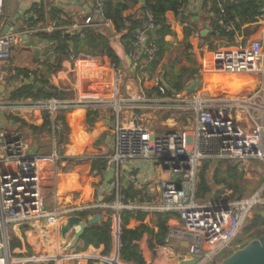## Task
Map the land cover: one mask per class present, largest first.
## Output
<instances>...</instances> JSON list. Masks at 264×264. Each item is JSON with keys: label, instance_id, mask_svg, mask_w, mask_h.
Instances as JSON below:
<instances>
[{"label": "built area", "instance_id": "1", "mask_svg": "<svg viewBox=\"0 0 264 264\" xmlns=\"http://www.w3.org/2000/svg\"><path fill=\"white\" fill-rule=\"evenodd\" d=\"M91 1L94 2L92 13L82 24H76L68 28V31L80 32L90 26H112L104 18L103 0ZM217 1L223 12L224 0ZM4 10L5 0H0V24ZM138 16L140 9L134 13L133 18ZM148 16L149 22L139 30L132 43L139 49L132 68L139 81H153L161 95L136 93L123 97L116 94L111 99L82 98L76 101H63L58 97L20 100L7 97L0 100V112H5L8 119L7 123L0 122V264H27L38 259L36 256L20 257L14 253L15 250L11 248L13 227L38 220L52 225L58 223L60 216L69 218L90 208L110 209L113 217H119L124 210L171 213V221L176 219L177 223L171 222L168 226L165 246L170 247L174 240L184 242L186 246L177 258L180 261L198 258L196 264H217L223 252L241 247L235 245L234 241L252 217L254 208L264 204L263 189L246 198L225 201L198 196V184L204 163L264 162V39H253L243 47L219 48L212 54L211 65L202 66L200 70L201 78L209 81L222 74H263L255 87L245 95L226 99L207 95L200 88L203 81L197 84L194 91H189L190 85H187L185 89L169 94L171 90L163 74L149 75L144 69L146 65L139 59L142 53H146L150 61L158 50L153 42L146 46L148 31L155 29L150 11ZM223 21L227 30L234 29V20ZM54 29L56 26L52 24L0 33V61H9L12 47L24 43L23 37L29 39L31 35ZM10 70L13 76L16 70L14 67ZM20 78L38 82L36 80L44 77L40 73L29 72ZM78 106L88 110L100 106L112 108L116 120L112 127L113 152L109 156L107 168L111 164H115V167L113 179L106 188L114 193V199L111 202L97 201L92 205H57L50 209L46 206L41 165L55 163L61 157L56 146L58 140L54 139L52 153H33L30 140L20 134L21 122L16 118L26 117L24 112L38 111L43 114L47 111L55 119L59 111ZM150 107L183 113L188 116V123L183 128L156 135L149 119L144 121L134 114L127 115L129 111ZM52 128L56 134L61 131V125L56 121ZM18 135L21 138L16 139ZM143 162H148L149 169L153 171V174L148 172L154 176L149 187L155 186L157 195L150 200L125 202L121 167L129 163L134 169ZM129 181L136 188H142L146 183L144 176L135 172L129 175ZM85 257L94 258V255L89 252ZM103 260L107 264L129 263L123 260L113 263V259L109 258Z\"/></svg>", "mask_w": 264, "mask_h": 264}, {"label": "crops", "instance_id": "2", "mask_svg": "<svg viewBox=\"0 0 264 264\" xmlns=\"http://www.w3.org/2000/svg\"><path fill=\"white\" fill-rule=\"evenodd\" d=\"M36 4L42 5L46 11V25H43L41 22H39L36 26L27 25L36 17L34 11L32 10V7H34ZM93 4L94 2L91 0H5L4 18L0 24V33H4L5 27L12 22L19 25L18 30L24 29L26 27L31 28L55 24L56 21L52 20L51 16L54 11L56 12V10L58 12V16L60 17L59 19H61L63 22H66V24L61 23L60 26L55 24L56 29L61 28L67 30L76 24H82L84 19L92 13L94 7ZM203 6L204 0H187L188 13L192 16V18L199 21L200 25L202 26V30L207 29L209 33L211 27L205 26V22L203 21V18L206 15ZM139 7V5H136L129 8L127 11H125V16H132L139 9ZM31 16H33L32 21H28L29 17ZM166 20L171 26L174 34L166 35L165 39L172 43L173 52L182 47L177 57L179 61L181 59H183V61H180L181 63L179 62V64H177L176 69L181 67H192L190 59L185 58L184 56H190L192 54V57L195 58V68H197L199 72V75L195 78H201L200 70L203 69L202 66L205 65L203 61H206L203 60L201 55H204V58L207 59V55L209 53L213 54L215 50L222 48V43H224V40H213L212 43L216 48L214 50H210L208 43L203 41L200 35L201 33L195 34L190 38L192 49L187 51L186 46L182 45V42L184 41V29L176 14L172 11H168L166 13ZM25 21H27V23H25ZM106 27L112 29V33L114 32L112 26ZM11 29L15 30L16 28L12 26L10 30ZM256 38L264 39V14L258 17L256 22L243 26L241 31L237 32L235 35L234 45L230 44V46L227 47H243L249 44L251 40ZM29 39H41L42 42L41 44L39 43L38 46L42 51L50 49L49 45L51 42L49 43L45 39L41 38L40 34L31 35ZM112 42L114 49L120 57L121 63L123 65L121 70L113 69L108 57H91L84 54L78 56V58H76L74 61L65 58L62 61L61 67L57 69H51L50 65L52 61L56 59L55 53L54 59L41 54L37 56L35 53L36 51L32 47L26 46L25 42L15 44V46H13L9 61L4 63L0 61V66H5L4 70H0V100H5L7 96L9 97L11 89L20 83L18 78H11L12 72L10 69L12 67L27 69L32 73H40L44 77L42 80L45 79L50 85L58 88L60 91L59 94L62 95V98L58 97L59 94L56 97L63 101H76L82 98L86 100L111 99L112 96H116V94H121L126 97L136 93H140L142 95H161L156 89L153 81L141 82L138 80L137 73L132 68V63L136 60V57L134 56L133 61L131 56H129L126 52L123 44L120 43L118 36H114ZM129 57L131 58L132 63H130ZM211 61L212 58L209 62ZM148 62L149 61L147 59L142 60V64L147 65ZM160 73L162 72L161 68L159 67L155 74L157 75ZM261 75L263 74H222L212 78V81L201 78L204 83L201 87H199L202 91H205L207 95L219 96L223 99H226L227 97L245 95L248 93L251 88L255 87ZM194 80L189 81L187 85H191ZM61 92H63V94ZM170 92L172 93V91ZM95 110H97L98 116L92 127H89L87 123L88 109H86L84 106H78L76 108H72L71 110H63L65 111V121L68 133H66L65 141L62 145L58 146V142H56V146L61 157L55 163L48 162L41 165L44 195L47 208L53 209L57 205L71 206L94 204H90L88 202V195L84 193V187L88 183V170L92 161L95 159L102 158L106 159L108 162L109 156L113 152L112 127L114 126L116 120L112 110L108 107L100 106ZM151 111L159 112L161 115L163 114L165 116L163 120H167V122L162 121V127L157 128L156 126V128H154L153 123L155 121L156 115ZM138 113L140 115H138ZM24 114L26 117H19V119H21L19 131H21V135L30 140L33 147V153L34 151L36 152L35 154L48 155L52 153L54 148V139L59 141L60 132H58V134L54 133L52 126L49 129H42V131L35 132L29 127V125L41 127L44 122L43 114L38 111L24 112ZM129 114H134L140 120L146 121L149 119L152 125L151 127L153 128V131L156 135H162L170 130H176L184 127L185 124H183L181 127H174V125H176V121L174 120L173 116L176 114L183 115L178 116L186 120L188 118V116L183 113L170 110H161L152 107L147 109H135L133 111H129L127 115L129 116ZM52 120L53 124L55 119ZM22 121L27 123V125H22ZM168 122L171 124L166 125ZM66 138H68L67 141ZM212 164L214 163H211L209 168ZM107 166L108 163L105 169L101 171L103 183L102 186L96 189L97 200H100V197L102 200H104L109 196V193H111V190H108L106 187L110 181H112L113 177L110 181H108L109 168H107ZM121 169L123 187L127 186L125 184V179H129V175L132 172H135L144 176L146 179L145 185L138 189H143L150 199L157 195L155 186L149 187V185L154 180V176H150L148 174V172L153 174L151 168L149 169L148 162L140 163L134 169L131 164L127 169L123 166ZM239 169L243 173V178L246 176L251 177L252 174L255 175L252 171L258 173L257 179H259V175L264 177V162L260 160H252L249 162L240 163ZM123 175H125V178H123ZM210 175L213 177V173ZM241 180L239 182L242 185ZM130 184L131 183L129 181V185ZM210 186L212 188L211 192H213L214 188L212 185ZM243 187L245 188V186ZM149 189H152V191L149 192ZM260 189H263L262 196L264 197V182L258 187L256 186V188L250 192V195ZM225 192V196H228L229 193L232 194L231 190H226ZM96 212H100L102 215V220H105L109 216L112 218V247L109 253L106 254L104 252V246H101L100 248H95L93 246L85 247L82 239L77 243L75 248L67 251V245L74 237L77 227L72 228L66 234V237H63L61 233L62 224L68 218L62 216L58 218V223L52 225L47 224L44 220H38L29 224L13 227V229H11L12 239L17 238L22 244L20 247L13 248L15 250L14 253L20 257L39 256L37 259L38 261L36 260L37 262H29L27 264L49 263L47 261L53 262V264H107L103 260L104 258H109L110 260L113 259V261L122 260L120 258V216L113 217V213L110 214L109 211L104 209H99ZM148 214L149 215L146 217L144 223L157 232L158 228L155 227L154 221L150 216L152 213ZM73 215L79 214L77 212ZM93 215H90L87 218H90ZM171 222L177 223V220L174 219L171 221L170 218L168 221V226ZM140 224V221L132 219L128 224V228L135 229ZM53 239H55V241ZM149 239V235L145 234L140 241V246L147 262L146 264H180L182 262L177 258L178 255L183 252V247L186 246L184 242L174 240L169 247L165 246V243L156 244V242L153 241L152 243H154L155 247L154 249H151L149 246ZM56 243L58 244V248ZM58 250H60L61 254H57ZM89 252L94 255V258L85 257V254ZM154 252H156L155 255Z\"/></svg>", "mask_w": 264, "mask_h": 264}, {"label": "trees", "instance_id": "3", "mask_svg": "<svg viewBox=\"0 0 264 264\" xmlns=\"http://www.w3.org/2000/svg\"><path fill=\"white\" fill-rule=\"evenodd\" d=\"M103 13L104 18L109 20L112 24L114 32L112 33L108 27L90 26L84 28L82 31H68L66 29L57 28L51 32H41L40 37L50 43L49 48L56 54L50 65L51 69H57L61 67L63 59H70L74 61L78 56L84 54L91 57H108L111 66L115 70H119L121 65V59L116 53L113 46L114 36H118L121 44H123L126 52L131 56L134 61V56L139 53V49L132 43L135 41L139 30L143 29L149 22L148 11L152 13L153 21L155 23L156 32L153 33V29L148 31V38L146 46H149L152 42L158 47L153 59H151L144 69L149 75H154L158 68H161L164 79L169 85L171 91L183 90L187 83L194 80L199 75L196 63L192 54L184 55L185 58H189L192 67H181L176 69L179 64L177 55L178 51L173 52L172 43L168 42L165 37L168 34H174L171 26L167 23L166 13L172 11L176 14L179 22L184 29V41L182 45L186 46V50H191L192 45L190 38L195 34L201 33L202 26L199 21L192 18L187 11V0H146L144 6L141 5L140 0H103ZM217 0H204L205 17L203 21L205 26H210L211 30L205 35H201L203 41L208 43L209 49L214 50L216 47L212 43L213 40H224L225 44H233L235 35L241 31V28L245 25L256 22L264 11V0H224L222 3V10L218 6ZM139 5L140 16L133 18L132 16H125V11L129 8ZM36 17L32 22L27 25L36 26L39 22L46 25V11L42 5L36 4L32 7ZM54 11L52 13V20L56 21V25L60 26L66 24ZM225 21L234 20V29L227 30L224 26ZM203 22V23H204ZM204 28V27H203ZM247 32V31H246ZM140 61L147 59L146 53H142ZM16 72L11 77L18 78L20 82L15 85L10 93V100H20L26 98L34 99H50L56 97L60 91L57 87L50 85L47 80H36L42 84L43 87H48L50 90L45 91L43 87L34 89L32 85H25V79H21L20 76H27L29 70L23 68L14 67ZM63 94V92H61ZM171 92H169L170 94ZM98 116L97 110L90 109L87 113V123L89 127L93 126L94 121ZM44 122L41 127H35L29 125L35 132L42 131V129H49L52 126L51 114L47 111L43 112ZM21 121V119L16 118ZM55 121L60 123L61 129H64L68 133L65 111L61 110L55 117ZM22 125H27L22 121ZM68 138H66V141ZM106 159H95L92 161L91 166L87 174V185L84 187V193L88 195L89 203H96L97 192L96 189L102 186V173L107 165ZM209 163H204L200 171V178L198 184V196L206 197L209 194V187L211 183L215 186L223 185V189H218L216 194L220 195L226 190H231L228 199L242 198L245 193V188L240 184V180L243 178V173L239 169V164L230 163L228 161H219L216 163L213 177L208 178ZM96 171V173H95ZM124 194V201L129 200H149L150 197L143 189L136 188L132 183L124 186L122 189ZM114 199V193H109V196L102 200L104 202H111ZM97 200V201H96ZM252 217L248 220L247 224L242 230V233L248 234L249 239H255L264 234V204L260 208H254ZM99 208H90L83 211H79L78 214L83 218H87L98 211ZM111 214L112 211L107 210ZM148 212L143 211H131L124 210L121 212V236H120V258L129 263L134 264H146L144 253L140 246V241L145 234L149 235V246L154 249L156 244H164L165 236L168 231V221L171 217V213L167 212H155L150 215L154 221L155 227L158 228L156 232L146 225L145 219L148 216ZM135 219L140 221V225L131 229L128 228L129 222ZM153 239V240H152ZM85 247L93 246L100 248L104 246V252L107 254L112 247V218L107 217L100 223H97L88 228L82 237ZM22 244L17 238H13L11 241V248L20 247ZM156 252H154L155 255ZM53 264V262H50Z\"/></svg>", "mask_w": 264, "mask_h": 264}, {"label": "water", "instance_id": "4", "mask_svg": "<svg viewBox=\"0 0 264 264\" xmlns=\"http://www.w3.org/2000/svg\"><path fill=\"white\" fill-rule=\"evenodd\" d=\"M146 0H140L141 5L144 6ZM199 18V17H195ZM33 16L29 17L28 21H32ZM27 23V21H25ZM14 27L16 29L19 28V25L12 22L11 24L7 25L5 27L4 32H7L10 30L11 27ZM156 32V29L153 30V33ZM207 29H203L201 31V35L207 34ZM25 41V45L28 47H32L36 52V55L39 56H49L54 59V52L50 49H47L46 51H42L38 44L42 42V40H36V39H28L27 36L23 37ZM145 44V43H144ZM130 63H132L131 58L129 57ZM123 68V65L121 63L120 70ZM202 79L200 77L195 78L194 82L191 83L188 90L194 91L196 89L197 84H202ZM25 85H32L34 89H38L43 87L42 84L35 81L26 80L24 82ZM45 91H49L50 89L48 87H43ZM8 97V96H7ZM59 98H62V95H58ZM0 122L7 123L8 119L5 114V112H0ZM66 132L64 129H61L60 131V139L58 141V146L62 145L65 141ZM21 138V135H18L16 139ZM34 153H36L34 151ZM129 163H126L123 165L124 168L129 167ZM115 164H111V167L108 170V181H110L113 177V171H114ZM123 178H125V175H123ZM125 184L129 185V179H125ZM212 188L209 187V192H211ZM102 198L100 197L101 201ZM264 214V212L262 213ZM102 221V215L100 212H96L92 217L83 219L79 215H72L70 216L65 222L62 224L61 233L63 237H66V234L72 229L76 228L77 230L74 234V237L70 241V243L67 245L66 250L70 251L71 249L75 248L77 243L82 239L84 232L90 228L91 226L99 223ZM198 261V258H192L187 261H182L180 264H196ZM49 264V263H46ZM217 264H264V234L259 236L258 238L252 239L249 242H247L244 246L239 247L230 253L227 257L223 258L220 262Z\"/></svg>", "mask_w": 264, "mask_h": 264}, {"label": "rangeland", "instance_id": "5", "mask_svg": "<svg viewBox=\"0 0 264 264\" xmlns=\"http://www.w3.org/2000/svg\"><path fill=\"white\" fill-rule=\"evenodd\" d=\"M223 44V46H222V48H226L227 46H230V44L228 45V44H225V42L224 43H222ZM232 45H234V43L232 44ZM12 49H13V47H12ZM182 49V47H180V48H178L177 50H175V51H178V52H180V50ZM201 57L203 58V60H206V61H208V62H206V61H203V63H205V65H203V66H206V67H209L210 65H211V62H209L210 60H211V58H212V54L211 53H209L208 55H207V59H205L204 58V55H201ZM195 59V58H194ZM181 62L183 61V59H181L180 60ZM180 62V63H181ZM181 66V65H180ZM5 66L4 65H1L0 66V70H4L5 68H4ZM214 78V77H213ZM121 95V94H120ZM121 96H123V95H121ZM123 97H126V96H123ZM7 99V98H6ZM103 107H106V106H103ZM108 108H110L111 110H112V108L111 107H108ZM113 112V111H112ZM151 112H154L155 113V115H156V117H155V121H154V123H153V127L154 128H156V126H157V128H160V127H162L163 125L161 124L162 123V121H165V122H167V120H163L164 119V115L162 114H160L159 112H155V111H151ZM135 113V112H134ZM138 115H140L139 113H138ZM183 116V115H180V114H176L175 116H173V118H174V120L176 121V125H174V127H181V126H183V124H187L188 123V121L186 120V119H184V118H181V117H179V116ZM157 118V119H156ZM173 123V122H172ZM169 124H171L170 122H168L166 125H169ZM173 125V124H172ZM184 125V126H185ZM215 165H216V163H214V164H212L211 166H210V168L208 169L209 170V172H208V178L210 179V178H212V176L210 175V174H212L213 173V170H214V168H215ZM252 166H253V164H252ZM242 169H243V167H242ZM248 170H250V169H248ZM255 175H251V177H248V176H246L245 178H243L242 180H241V183H242V186H245V193H244V195L243 196H241L242 198H246V197H248L249 195H250V192H252L253 190H254V188H256V186L258 187L261 183H263L264 182V177H262L261 175H259L260 177H259V179H257V175H258V173L257 172H255V171H252ZM245 173V172H244ZM249 174V173H248ZM264 176V175H263ZM263 179V180H262ZM211 185H212V187L214 188L213 189V192H209V194L206 196V197H208V198H214V199H222V200H225V201H228V198H226V197H228L231 193H229V195L228 196H225L224 194L226 193V192H222L220 195L218 194H216V192H217V190L218 189H223V185H219V186H215L214 185V183H211ZM255 193V192H254ZM262 205L263 204H259V205H257L256 207L257 208H260V207H262ZM255 207V208H256ZM255 210V209H254ZM254 210H253V212H254ZM252 215H253V213H252ZM54 241H55V239H53ZM250 241V239H249V236H248V234H245V233H240L239 235H238V237L236 238V240L234 241L235 242V245H241V247L242 246H244L247 242H249ZM56 246H57V248H58V244L56 243ZM234 249L236 248V247H233ZM232 248V250H234ZM232 250H226L225 252H223L221 255H220V257H219V260L221 261L223 258H225V257H227L228 255H230V253H232ZM30 254V253H29ZM57 254H61V252H60V250H58L57 251ZM34 256H32V257H30V258H33ZM38 258H39V256H38ZM38 261V260H37ZM36 261V262H37ZM47 262H49L50 263V261H47ZM113 263H115V261H113ZM128 264H131V263H128Z\"/></svg>", "mask_w": 264, "mask_h": 264}, {"label": "bare ground", "instance_id": "6", "mask_svg": "<svg viewBox=\"0 0 264 264\" xmlns=\"http://www.w3.org/2000/svg\"><path fill=\"white\" fill-rule=\"evenodd\" d=\"M112 98H115V95H113Z\"/></svg>", "mask_w": 264, "mask_h": 264}]
</instances>
